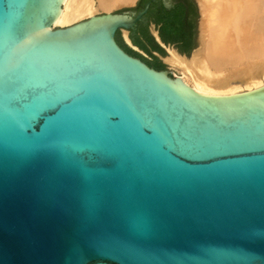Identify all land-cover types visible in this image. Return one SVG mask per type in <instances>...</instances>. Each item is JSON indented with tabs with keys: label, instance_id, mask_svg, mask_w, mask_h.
Segmentation results:
<instances>
[{
	"label": "water",
	"instance_id": "95a60500",
	"mask_svg": "<svg viewBox=\"0 0 264 264\" xmlns=\"http://www.w3.org/2000/svg\"><path fill=\"white\" fill-rule=\"evenodd\" d=\"M63 1L0 0V264H264V86L125 50L155 0L55 26Z\"/></svg>",
	"mask_w": 264,
	"mask_h": 264
},
{
	"label": "bare ground",
	"instance_id": "6f19581e",
	"mask_svg": "<svg viewBox=\"0 0 264 264\" xmlns=\"http://www.w3.org/2000/svg\"><path fill=\"white\" fill-rule=\"evenodd\" d=\"M134 1L64 0L54 25L68 26ZM199 4V45L190 57L167 46L164 60L200 94L229 96L263 87L264 0H199Z\"/></svg>",
	"mask_w": 264,
	"mask_h": 264
},
{
	"label": "trees",
	"instance_id": "16d2710c",
	"mask_svg": "<svg viewBox=\"0 0 264 264\" xmlns=\"http://www.w3.org/2000/svg\"><path fill=\"white\" fill-rule=\"evenodd\" d=\"M144 1V0H143ZM142 1V2H143ZM183 4L178 6L177 12L170 14L165 11V8H162L160 15L156 16L153 20L159 25V34L161 40L166 44H177V47L181 53L191 54L194 48L196 47V31H193L191 34L182 35L183 31ZM196 27V22H195ZM144 34L140 37L134 38L131 36L132 42L138 46L140 49L148 53L154 58V61L151 62L140 53L134 51L129 47L123 40L121 32L117 33V40L121 46L131 53L134 56L140 57L145 60L152 67L163 70L166 68V65L159 59L158 56L154 55L153 52H159L162 56H166L167 53L156 41L155 37L149 33L148 29L143 32Z\"/></svg>",
	"mask_w": 264,
	"mask_h": 264
},
{
	"label": "flooded vegetation",
	"instance_id": "af4514ba",
	"mask_svg": "<svg viewBox=\"0 0 264 264\" xmlns=\"http://www.w3.org/2000/svg\"><path fill=\"white\" fill-rule=\"evenodd\" d=\"M139 0L137 7L134 9V12L138 13L143 10L144 5L151 1V0ZM170 1L169 9L164 7L165 2ZM183 4L184 6V13H183V31H181L182 35L191 34L193 31H196L197 28V21L199 15L198 4L196 0H155L151 2V6L148 12L145 14L143 20L139 21L136 29L133 33L130 34V37L133 36L134 38L142 36L146 28L148 29L149 33L155 36L154 30L159 31V25L153 20L156 16L160 15L162 12V8H165V11L173 14L177 12L178 6ZM196 22V27H195ZM159 35V34H158ZM174 45H177L176 43ZM154 54V52H153Z\"/></svg>",
	"mask_w": 264,
	"mask_h": 264
},
{
	"label": "rangeland",
	"instance_id": "374dc122",
	"mask_svg": "<svg viewBox=\"0 0 264 264\" xmlns=\"http://www.w3.org/2000/svg\"><path fill=\"white\" fill-rule=\"evenodd\" d=\"M196 1H198L197 3H198V9H199V16H198V21H197V35H196V43H197V46L199 45V41H200V33H201V24H202V12H201V8H200V4H199V0H196ZM137 2H138V0H135L134 2H131V3H127V4H121V5H118V6H116L115 8H113L111 11H113V12H116V11H118V10H121V9H123V8H131V7H137ZM104 12H107V11H105V10H101V11H99L97 14H101V13H104ZM88 18V17H87ZM86 19V18H85ZM57 26H60V25H57ZM61 27H63V26H61ZM154 34L156 35V36H154L155 37V39H156V41L159 43V45L168 53V50H167V46H171V47H175V48H177V50H179L178 49V47L177 46H175L174 44H167V46H166V44L164 43V42H162V40H161V38H160V36L158 35V33H157V31H155L154 30ZM121 36H122V38H123V40H124V42L129 46V47H131L134 51H136V52H138V53H140L142 56H144L146 59H148V60H150V61H154V59L152 58V57H150L148 54H146L142 49H140L138 46H136L135 44H133V42H132V40L130 39V37H129V33L127 32V31H125V30H123V31H121ZM196 48H194V50H195ZM194 50L192 51V53L194 52ZM191 53V54H192ZM185 54V53H184ZM156 55L159 57V59L166 65V68L165 69H171V67L168 65V63L164 60V56H163V58H160V56H162L160 53H158V52H156ZM167 56V55H166ZM174 73H175V75H180V73L179 72H177V71H175V70H173V69H171Z\"/></svg>",
	"mask_w": 264,
	"mask_h": 264
},
{
	"label": "built area",
	"instance_id": "2783aa9c",
	"mask_svg": "<svg viewBox=\"0 0 264 264\" xmlns=\"http://www.w3.org/2000/svg\"><path fill=\"white\" fill-rule=\"evenodd\" d=\"M157 33L159 34V31L157 30ZM156 36V35H155Z\"/></svg>",
	"mask_w": 264,
	"mask_h": 264
}]
</instances>
